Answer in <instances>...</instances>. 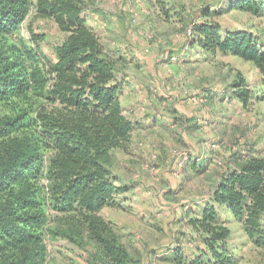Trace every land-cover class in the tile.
<instances>
[{
    "label": "trees",
    "instance_id": "1",
    "mask_svg": "<svg viewBox=\"0 0 264 264\" xmlns=\"http://www.w3.org/2000/svg\"><path fill=\"white\" fill-rule=\"evenodd\" d=\"M88 8L87 0H0V264H49L48 233L79 244L90 239L95 264H139L102 215L125 190L112 154L129 147L135 124L122 103L119 58L89 23ZM237 8L264 15V0H231L207 15ZM33 11L67 33L55 57L41 46L45 33L17 36ZM193 29L204 58L239 55L256 64L264 85L263 34L213 19ZM249 85L242 75L234 80L233 94L245 104L256 94ZM49 209L59 220L53 228ZM192 212L194 244L174 245L164 256L171 264H238L228 245L234 220L264 252V157L227 166Z\"/></svg>",
    "mask_w": 264,
    "mask_h": 264
},
{
    "label": "rangeland",
    "instance_id": "2",
    "mask_svg": "<svg viewBox=\"0 0 264 264\" xmlns=\"http://www.w3.org/2000/svg\"><path fill=\"white\" fill-rule=\"evenodd\" d=\"M87 1L90 24L119 58L122 103L135 124L129 147L112 154L111 169L125 190L117 195L119 205L102 215L116 223L139 264H171L164 256L174 245L194 244L188 218L209 197L221 171L249 155L264 157L262 74L236 54L204 58L193 46V25L213 19L264 35V15L238 8L207 15L231 0ZM33 31L46 34L41 46L52 57L67 35L34 11L17 36L29 39ZM241 75L256 93L249 104L233 94ZM48 215L47 227L58 226L56 213L49 209ZM230 226L228 245L238 264H261L264 252L241 222ZM45 239L49 264H95L90 239L79 244L51 233Z\"/></svg>",
    "mask_w": 264,
    "mask_h": 264
},
{
    "label": "crops",
    "instance_id": "3",
    "mask_svg": "<svg viewBox=\"0 0 264 264\" xmlns=\"http://www.w3.org/2000/svg\"><path fill=\"white\" fill-rule=\"evenodd\" d=\"M88 21H89V17H88ZM89 23H90V21H89Z\"/></svg>",
    "mask_w": 264,
    "mask_h": 264
}]
</instances>
